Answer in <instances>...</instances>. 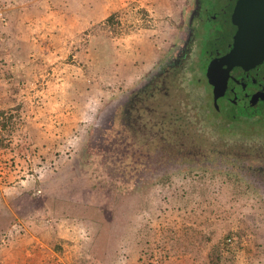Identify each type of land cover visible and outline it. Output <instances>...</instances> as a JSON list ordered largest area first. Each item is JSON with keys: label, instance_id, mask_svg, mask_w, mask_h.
I'll return each mask as SVG.
<instances>
[{"label": "rangeland", "instance_id": "rangeland-1", "mask_svg": "<svg viewBox=\"0 0 264 264\" xmlns=\"http://www.w3.org/2000/svg\"><path fill=\"white\" fill-rule=\"evenodd\" d=\"M192 7L0 0V112L14 115L0 150V264H264V182L238 169L264 160V126L211 116L190 81L196 62L133 113L148 136L163 127L174 146L217 153L212 162L162 158L125 126Z\"/></svg>", "mask_w": 264, "mask_h": 264}, {"label": "flooded vegetation", "instance_id": "flooded-vegetation-1", "mask_svg": "<svg viewBox=\"0 0 264 264\" xmlns=\"http://www.w3.org/2000/svg\"><path fill=\"white\" fill-rule=\"evenodd\" d=\"M238 1L193 0L186 28L180 31L182 43L166 66L136 90L131 102L135 110L136 103L146 109L143 105L147 97L161 90L166 78L173 80L183 74L186 80V70L191 62H196L203 70L199 78L190 81L203 86L211 116L229 126L236 125L234 122H240L242 127L264 126V61L249 69L229 67L224 62L238 31L232 19ZM138 118H142L141 114Z\"/></svg>", "mask_w": 264, "mask_h": 264}, {"label": "trees", "instance_id": "trees-1", "mask_svg": "<svg viewBox=\"0 0 264 264\" xmlns=\"http://www.w3.org/2000/svg\"><path fill=\"white\" fill-rule=\"evenodd\" d=\"M133 100H131L130 102L127 103V105L129 106V108L127 109V114L126 115V124L125 126L127 127V129H129V131H131L135 137H137L141 142H148V144L150 145L147 146L149 148H155L158 149L159 151H161V154H159L162 158L168 159V160H172V161H177V159L179 161H181L182 163H186L189 164L191 166H193L194 164L201 162V161H208V162H212L213 161V157L214 155L217 156L215 154H212L213 152H206L204 153L202 151V149L197 146V145H192L188 148L187 146L185 147V145L182 144V147L184 146V148H179L177 146H174L168 139L167 136H148L147 133L143 132V125H140L137 123V120L134 118V108L132 105ZM14 121V115L9 116V115H5L4 113L0 112V150L3 149H8L9 146L11 145V140H10V127H13ZM165 137V139H164ZM185 144V143H184ZM152 148V149H153ZM157 151V150H156ZM219 158H221V156H218ZM237 158V157H236ZM241 158V157H239ZM239 161V160H237ZM235 161V162H237ZM249 160H247L246 162L248 163ZM234 162V161H233ZM245 163V162H244ZM240 172H247L250 175H252L253 178L259 179V177L261 179V182H264V160L261 161L259 166H246L244 165H239L238 167ZM263 179V180H262ZM232 245L229 243H226L225 245H223V251H231L233 252L234 250L232 249ZM154 252V250L152 251V253ZM151 258H153L151 256ZM234 264V257L227 260L226 264Z\"/></svg>", "mask_w": 264, "mask_h": 264}, {"label": "water", "instance_id": "water-1", "mask_svg": "<svg viewBox=\"0 0 264 264\" xmlns=\"http://www.w3.org/2000/svg\"><path fill=\"white\" fill-rule=\"evenodd\" d=\"M233 23L238 27L234 47L224 59L229 67L253 68L264 61V0H239Z\"/></svg>", "mask_w": 264, "mask_h": 264}, {"label": "crops", "instance_id": "crops-1", "mask_svg": "<svg viewBox=\"0 0 264 264\" xmlns=\"http://www.w3.org/2000/svg\"><path fill=\"white\" fill-rule=\"evenodd\" d=\"M103 2H104V1H103ZM103 2H102V4L104 5ZM17 4H18V3H17ZM14 6H15V5H14ZM108 9H109V8H108ZM1 40H2V39H1ZM13 41H14L13 44H14L15 46L18 47V46H19V45H18L19 42L16 41V40H13ZM27 41H28V40H27ZM3 74H4V73L1 71V72H0V99H1V100H0V102H1L0 104H2L1 107L5 106V105H4V102H3V101H5V100H3V97L7 94V92H6V90H7L6 87H4V85L1 83V82H2V76H4ZM11 79H12V78H11ZM9 81L12 82L13 80H12V81L9 80ZM7 82H8V81H7Z\"/></svg>", "mask_w": 264, "mask_h": 264}, {"label": "built area", "instance_id": "built-area-1", "mask_svg": "<svg viewBox=\"0 0 264 264\" xmlns=\"http://www.w3.org/2000/svg\"><path fill=\"white\" fill-rule=\"evenodd\" d=\"M0 18H1L3 21L6 20V18H5V16H4V13L1 11V8H0Z\"/></svg>", "mask_w": 264, "mask_h": 264}]
</instances>
